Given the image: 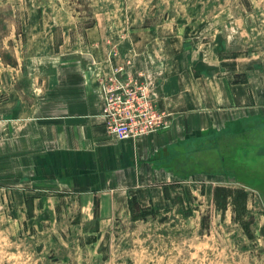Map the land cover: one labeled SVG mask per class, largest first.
Wrapping results in <instances>:
<instances>
[{"label":"crops","instance_id":"obj_1","mask_svg":"<svg viewBox=\"0 0 264 264\" xmlns=\"http://www.w3.org/2000/svg\"><path fill=\"white\" fill-rule=\"evenodd\" d=\"M119 25H90L81 52L60 46L32 65L0 66V213L8 219H57L65 202L107 235L139 210L168 207L166 190L183 180L179 157L195 140L230 127L238 134L264 117V60L222 56L217 40L170 20ZM118 67L146 75L172 114L168 130L127 140L106 131L99 82Z\"/></svg>","mask_w":264,"mask_h":264},{"label":"rangeland","instance_id":"obj_2","mask_svg":"<svg viewBox=\"0 0 264 264\" xmlns=\"http://www.w3.org/2000/svg\"><path fill=\"white\" fill-rule=\"evenodd\" d=\"M101 19L139 30L174 21L217 40L222 56L264 60V0H0V66L32 65L60 46L81 52ZM238 129L195 140L179 157L183 180L168 207L139 210L107 235L71 203L57 219L0 213V264H264V117ZM223 186L237 191L226 206L214 201Z\"/></svg>","mask_w":264,"mask_h":264},{"label":"built area","instance_id":"obj_3","mask_svg":"<svg viewBox=\"0 0 264 264\" xmlns=\"http://www.w3.org/2000/svg\"><path fill=\"white\" fill-rule=\"evenodd\" d=\"M123 71L124 67H118L114 74L100 78V114L106 131L127 140L168 130L172 114L158 106L146 75Z\"/></svg>","mask_w":264,"mask_h":264},{"label":"trees","instance_id":"obj_4","mask_svg":"<svg viewBox=\"0 0 264 264\" xmlns=\"http://www.w3.org/2000/svg\"><path fill=\"white\" fill-rule=\"evenodd\" d=\"M236 190H232L227 187H218L214 191V201L218 203L220 200H222L225 203V206L228 205V199L230 197L234 198V194L236 193ZM238 195L240 197H246L245 191L243 189L238 190ZM166 195H168L166 190ZM227 202V203H226ZM143 210V209H142Z\"/></svg>","mask_w":264,"mask_h":264}]
</instances>
